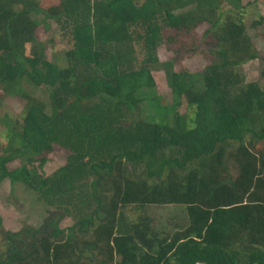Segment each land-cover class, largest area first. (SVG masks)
Here are the masks:
<instances>
[{"label": "trees", "instance_id": "obj_1", "mask_svg": "<svg viewBox=\"0 0 264 264\" xmlns=\"http://www.w3.org/2000/svg\"><path fill=\"white\" fill-rule=\"evenodd\" d=\"M44 2L0 0V91L25 101L0 118V184L51 209L37 228L0 230V264H264V90L240 71L263 18L246 27L242 0ZM53 25L71 46L60 66L35 35ZM166 41L208 65L174 71L157 58ZM55 146L65 165L39 175ZM168 206L185 218L156 228L149 209Z\"/></svg>", "mask_w": 264, "mask_h": 264}, {"label": "rangeland", "instance_id": "obj_2", "mask_svg": "<svg viewBox=\"0 0 264 264\" xmlns=\"http://www.w3.org/2000/svg\"><path fill=\"white\" fill-rule=\"evenodd\" d=\"M55 0H45L44 3L47 6L53 5ZM249 4V5H248ZM242 5H245L246 14L244 17V23L246 27H249L251 22L263 18V25L258 30H251L247 28V32L250 34L256 49L258 50V58L254 61H250L240 67L242 76L246 82L257 83L261 89L264 90V80L260 77V72L264 68V0H242ZM205 26H200L196 29L197 37H201ZM36 39L45 44V60L49 62H55L59 66L64 63L63 55L70 49V45L66 40V37L61 34L56 25L52 26L49 30H44L43 27H38L35 31ZM179 46V47H178ZM180 45L177 43L166 41L157 46V58L161 63L171 62L174 71L184 70L190 73L202 71L203 68L208 65L209 61L206 59L205 53L198 52L196 55L186 57L187 52H182L184 49H180ZM186 50H188L186 48ZM185 50V51H186ZM201 51V50H200ZM182 55V56H181ZM152 77L154 79V92L155 96L164 105L172 104V97L169 88L167 87L166 77L163 71H153ZM33 91H35L33 89ZM39 92V93H38ZM38 96L42 99H46V94L41 91H37ZM25 108V101L16 96L3 95L0 91V118L5 116V120L15 119L19 115L23 114ZM178 113L184 112V105L177 109ZM7 116V117H6ZM4 126L0 120V150L6 143ZM69 152L58 146L54 147L53 152L49 153L46 157L45 165L39 169L36 164L37 173L42 176H49L54 171L65 165ZM18 166L17 162L8 165L9 169H13ZM50 208L43 203V201L37 199L36 195L25 190L22 186L16 185L13 190L11 189L8 181H4L0 184V216H1V228L2 231L17 232L22 231L24 228H37L41 225L42 221L47 216V211ZM51 210V209H50ZM153 217L156 219V225L160 228H165L168 231L176 225L179 219L174 218L167 222V216L180 215L184 217L185 208L179 206L168 207H152L149 209ZM185 218V217H184ZM72 219L64 217L59 226L64 227L70 225ZM174 229V228H173ZM244 243V242H243ZM243 243L241 245H243Z\"/></svg>", "mask_w": 264, "mask_h": 264}]
</instances>
